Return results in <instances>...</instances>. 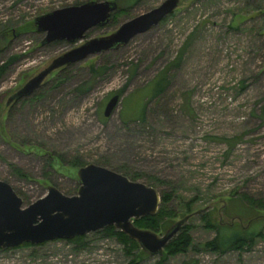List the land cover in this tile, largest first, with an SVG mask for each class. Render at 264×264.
<instances>
[{"label":"rangeland","instance_id":"obj_1","mask_svg":"<svg viewBox=\"0 0 264 264\" xmlns=\"http://www.w3.org/2000/svg\"><path fill=\"white\" fill-rule=\"evenodd\" d=\"M79 1L87 0H0V66L7 65L0 77V179L28 205L49 185L64 193L80 185L66 168L62 174L47 166L49 152L61 153L66 163L74 156L88 164L107 158L125 172L142 173L137 181L173 192L168 206L177 216L160 235L189 216L185 224L192 226L195 249L161 260L165 253L151 255L139 246V264H264V237L243 252L205 249L216 231L203 218L210 213L215 223L247 225L257 213L264 221L263 210L249 213L241 200L264 198V0H180L149 31L54 71L35 98L8 105L55 57L84 41L43 44L45 33L36 31L34 19ZM115 1V12L125 14L86 38L107 35L164 0ZM61 72L66 80L55 87ZM164 73L166 90L147 99L144 122L135 119L139 107L127 98ZM115 94L120 101L106 117ZM9 163L30 179L13 174ZM153 176L166 184L153 185ZM86 235L83 247L59 239L0 249V264H127L132 258L116 237Z\"/></svg>","mask_w":264,"mask_h":264},{"label":"water","instance_id":"obj_2","mask_svg":"<svg viewBox=\"0 0 264 264\" xmlns=\"http://www.w3.org/2000/svg\"><path fill=\"white\" fill-rule=\"evenodd\" d=\"M179 5L180 0H164L151 10L123 22L115 31L91 38H86L87 32L111 21L118 9L117 1L89 0L37 16L33 23L36 31L45 33L43 44L84 41L55 57L11 95L7 104L36 94L56 70L126 45L137 34L161 23ZM119 101V94L109 99L104 110L106 117L112 115ZM78 180L80 185L73 195L49 185L44 196L25 205L14 187L0 179V249L15 248L24 243L38 245L59 239L71 240L115 226L136 240L144 251L161 256L189 217L177 221L160 235L134 223L159 211L162 197L156 187L95 163L80 167Z\"/></svg>","mask_w":264,"mask_h":264},{"label":"trees","instance_id":"obj_3","mask_svg":"<svg viewBox=\"0 0 264 264\" xmlns=\"http://www.w3.org/2000/svg\"><path fill=\"white\" fill-rule=\"evenodd\" d=\"M89 1V0H87ZM140 0H126L127 3H137ZM81 2H76L75 4H80ZM126 10L121 9L118 12H115L112 15L111 18V24L115 23L118 16L125 14ZM60 41H55L54 43H59ZM7 65H1L0 66V77L6 70ZM67 67L63 70H66ZM91 69L97 73L96 69L94 68V65H91ZM100 68L97 70L99 71ZM159 76V75H158ZM156 76V79L151 81L149 85L142 87L141 89L137 90L136 93L131 94L128 98L127 101L130 102L132 100L136 101L137 103L136 106L139 107V110L137 109L136 112V117L135 119H139V121L144 122L145 116H146V109L148 102L147 99H151L154 97L160 96L165 90H166V75L165 73L161 76ZM55 77V87L60 85L61 81L65 79V77L62 76V72L59 73L58 75L54 76ZM66 80V79H65ZM79 91H82L81 88L77 87L76 88ZM36 97V94L31 96L30 98L33 99ZM30 98H25L23 101H27ZM127 102V103H128ZM135 106V105H134ZM128 107L126 105L125 107V113L126 110L128 111ZM48 163L47 166L51 169H55L57 172H60L62 174H65L62 170L65 171L66 168V174H70L72 177L76 178L78 175H76V170H78L80 167L87 165L88 163L80 156H74L68 162L66 163V160L64 159L63 155L61 153H53L49 152L48 154ZM98 164L112 167L113 170H116L118 172H122L124 175L128 176L132 180H138L143 176L142 173H128L124 171V167H117V166H112L110 161L105 158V159H98L96 160ZM12 169L13 174L17 175L20 178L23 179H30V175L25 172L21 167L18 165H15L13 163H9ZM129 169V168H128ZM130 171V170H129ZM49 172V171H47ZM46 172V174H47ZM153 185L156 184H166V181L158 178L156 176L151 177ZM79 181V180H78ZM79 184V182H78ZM79 188V185H77L74 189L68 190L66 194L68 195H73L75 194ZM173 192L170 191H161V205L159 208V211L157 212L156 215H149L145 217H141L139 220H135L134 223L136 226L144 229H151L154 231H160L164 229L167 225V222L169 219H173L174 217L177 216V213L171 209L168 204L172 200ZM241 200L245 201V203L248 206L249 213L251 212H258L257 209L263 210L264 211V198H256V197H249L248 195H242ZM190 210V207L188 211ZM262 214H260L261 216ZM257 213L252 215V218H249L248 224L244 225L242 221H239V223L236 224H227L218 222L215 223L212 218H210V213H206L203 218L205 221V226L208 228L214 229L216 231V235L213 239L208 240L204 244V248L218 252V253H226L232 250H238L240 252H243L246 249H251L252 246L255 243V240L257 237H264V228L259 229L258 228L262 225L263 218L262 216L260 217ZM192 229L191 225L184 224V226L181 228L179 233L169 242V244L165 247L164 253L165 256L161 258V260H164L168 256H175L180 253H187L190 248L193 247V237L190 233V230ZM97 233H102L106 236H111V237H116L122 244H124L127 254L131 256L129 262L127 264H139L137 257L134 256V250L138 249L140 244L130 238L126 233H124L121 230L116 229L115 226H107L106 228L96 231ZM86 236L87 235H81L77 236L74 239L68 240L71 243L76 244L78 247H83L87 244L86 242ZM41 243L39 245L45 244ZM33 246V244L30 243H24L21 244L18 247H29Z\"/></svg>","mask_w":264,"mask_h":264}]
</instances>
